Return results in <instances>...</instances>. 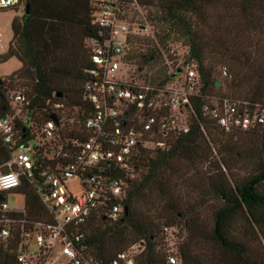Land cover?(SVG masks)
Masks as SVG:
<instances>
[{
    "label": "trees",
    "instance_id": "trees-1",
    "mask_svg": "<svg viewBox=\"0 0 264 264\" xmlns=\"http://www.w3.org/2000/svg\"><path fill=\"white\" fill-rule=\"evenodd\" d=\"M120 1L122 17L132 22L135 7H142L146 10L143 20L152 28L150 36L132 34L127 39L124 62L133 66V77L162 87L189 64L199 76V88L192 112L187 108L185 113L188 130L171 134L163 147H139L131 175L114 173L124 183L121 205L126 211L114 221L89 216L78 230L81 237L76 244L83 247L82 255L111 264L118 252L141 242L144 248L136 264H169V254L176 258L175 264H264V249H252L250 242L260 238L264 245V123L225 132L201 115L203 104L224 97L264 105V71L247 75V79L235 78L221 63L223 74L228 72L231 79L224 91L217 89L221 82L208 55L226 44L213 31L211 10L218 0ZM12 7L17 14L11 20L12 36L0 53V62L14 57L20 66L0 77V114L6 112L10 94L22 90L28 101L25 116L33 121L49 119L52 104L61 103L57 112H63L67 134L81 126L91 110L82 98L91 65L84 40L96 31L91 0H16ZM237 7L248 27L254 23L253 13L264 10V0H238ZM174 41L185 46L186 53L182 66L168 70L163 52ZM17 125L23 135L24 122L18 120ZM242 134L254 140L245 146L238 141ZM233 138L238 142L232 143ZM10 151L0 140L1 171L8 170L3 163ZM179 162L193 166L187 201L173 195L172 184L184 181ZM235 163L250 167L239 179L231 173ZM14 191L24 195L32 220L47 213L35 187L22 180ZM208 206L204 220L200 215ZM169 230L173 241L168 250L164 239ZM16 252L14 241L0 243V264H16Z\"/></svg>",
    "mask_w": 264,
    "mask_h": 264
},
{
    "label": "built area",
    "instance_id": "built-area-1",
    "mask_svg": "<svg viewBox=\"0 0 264 264\" xmlns=\"http://www.w3.org/2000/svg\"><path fill=\"white\" fill-rule=\"evenodd\" d=\"M15 2L0 0V7ZM91 5L96 31L84 40L91 65L82 86L91 110L82 125L64 134L59 102L52 104L56 122L50 117L31 120L25 116L28 101L22 90L10 94L6 112L0 114V140L11 149L3 163L8 170L0 169V243H16V264H99L82 255L76 242L79 226L89 216L114 221L122 215L124 183L114 173L131 175L139 147H163L171 134L188 130L185 113L187 108L192 112L199 88L196 70L185 64L162 87L136 80L124 62L135 24L122 17L120 0H91ZM201 115L225 132L246 130L264 123V105L224 97L203 104ZM18 120L26 127L23 135ZM22 180L35 187L45 206L47 213L38 220H32L25 204L9 209L1 195L18 189ZM71 180L77 182V193L69 188ZM143 248L141 242L133 244L111 264H136ZM167 258L176 263L173 255Z\"/></svg>",
    "mask_w": 264,
    "mask_h": 264
},
{
    "label": "rangeland",
    "instance_id": "rangeland-1",
    "mask_svg": "<svg viewBox=\"0 0 264 264\" xmlns=\"http://www.w3.org/2000/svg\"><path fill=\"white\" fill-rule=\"evenodd\" d=\"M238 0H218L215 7L211 10L212 21H214L215 27L213 31L220 33L221 40L225 39L226 44H222L219 49H212L210 52L209 60L214 65V75L219 79L221 85L217 87L218 90L224 91L225 84L230 83L231 77L228 72L226 75L222 72L224 63L225 67L233 73L236 77L246 78L247 75L252 73H262L264 71V10H257L253 13L254 23L249 24L248 27L244 25V19L240 16L239 9L237 7ZM15 5V4H14ZM12 5V6H14ZM0 7V53L6 50L7 44L11 39V20L17 14L14 7ZM22 8H19L21 12ZM135 13L132 17V22L136 25V34L150 36L152 28L150 25L144 22L143 15L146 10L142 7H135ZM218 33V34H219ZM212 34V32H210ZM186 53V47L179 42H171L168 46V51L163 52V56L166 57V64L168 70L175 66H182V57ZM224 57V58H222ZM19 61L10 57L6 61L0 62V77L9 75L11 72L19 68ZM130 68L133 66H130ZM184 66V65H183ZM247 79V78H246ZM241 144L245 145L253 141V137L249 135H241ZM237 139L233 138L232 143ZM237 141V142H238ZM211 150L214 156V146L211 144ZM192 165L186 162H179V172L184 176V181H175L173 185V195L179 197L181 200L187 201V195L190 196V180L194 178L191 174ZM249 166L244 164H234L231 167L232 175L239 179L249 171ZM201 169H204L202 166ZM188 180V184L186 180ZM69 188L72 192L77 193L79 191L77 182L75 180L69 181ZM5 203L9 209H22L24 207V197L22 194L15 192L14 190H7L4 192ZM209 206L201 213V218L207 219V211ZM166 248L169 250L172 245L173 237L170 236L171 230L165 231ZM168 236H170L168 238ZM260 240V243H259ZM251 242L252 249L261 250V246L264 249L263 242L260 238L253 239Z\"/></svg>",
    "mask_w": 264,
    "mask_h": 264
},
{
    "label": "water",
    "instance_id": "water-1",
    "mask_svg": "<svg viewBox=\"0 0 264 264\" xmlns=\"http://www.w3.org/2000/svg\"><path fill=\"white\" fill-rule=\"evenodd\" d=\"M27 11H28V6L26 5V6H25V13H27ZM0 80H1V79H0ZM56 96H60V94H56ZM50 118L53 119V120L56 122V118H55L54 115H50ZM125 211H126V208L123 207V212L125 213Z\"/></svg>",
    "mask_w": 264,
    "mask_h": 264
}]
</instances>
